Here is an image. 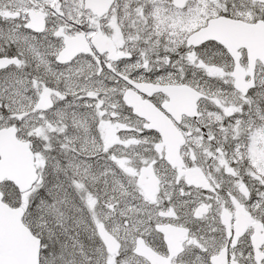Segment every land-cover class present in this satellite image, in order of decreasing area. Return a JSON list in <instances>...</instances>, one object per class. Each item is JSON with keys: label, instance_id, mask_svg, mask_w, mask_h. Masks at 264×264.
Returning a JSON list of instances; mask_svg holds the SVG:
<instances>
[{"label": "snow or ice", "instance_id": "1", "mask_svg": "<svg viewBox=\"0 0 264 264\" xmlns=\"http://www.w3.org/2000/svg\"><path fill=\"white\" fill-rule=\"evenodd\" d=\"M0 264H264V0H0Z\"/></svg>", "mask_w": 264, "mask_h": 264}]
</instances>
